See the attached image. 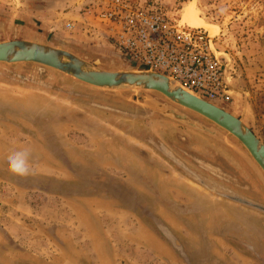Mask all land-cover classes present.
I'll return each mask as SVG.
<instances>
[{"label":"rangeland","instance_id":"374dc122","mask_svg":"<svg viewBox=\"0 0 264 264\" xmlns=\"http://www.w3.org/2000/svg\"><path fill=\"white\" fill-rule=\"evenodd\" d=\"M117 1L208 34L232 94L212 104L264 142V0H0V43L144 69L98 19ZM22 149L27 176L6 166ZM0 264H264V176L234 138L160 94L0 63Z\"/></svg>","mask_w":264,"mask_h":264},{"label":"built area","instance_id":"2783aa9c","mask_svg":"<svg viewBox=\"0 0 264 264\" xmlns=\"http://www.w3.org/2000/svg\"><path fill=\"white\" fill-rule=\"evenodd\" d=\"M98 19L109 27L119 52L136 66L166 76L210 103H227L232 98L225 66L205 32L124 1L100 10Z\"/></svg>","mask_w":264,"mask_h":264},{"label":"water","instance_id":"95a60500","mask_svg":"<svg viewBox=\"0 0 264 264\" xmlns=\"http://www.w3.org/2000/svg\"><path fill=\"white\" fill-rule=\"evenodd\" d=\"M1 64H33L44 67L90 87L112 92L149 91L160 94L172 104L188 110L211 122L244 149L253 166L264 176V142L243 122L220 107L185 90L172 79L147 69L112 70L99 68L98 63H88L77 56L54 47L28 41H4L0 43ZM235 94V90H231ZM244 108L246 109L245 94ZM159 114L179 123L203 131L170 110L160 109Z\"/></svg>","mask_w":264,"mask_h":264},{"label":"clouds","instance_id":"9594fccd","mask_svg":"<svg viewBox=\"0 0 264 264\" xmlns=\"http://www.w3.org/2000/svg\"><path fill=\"white\" fill-rule=\"evenodd\" d=\"M8 170L18 176H27L31 172L30 152L27 149L13 151L6 164Z\"/></svg>","mask_w":264,"mask_h":264},{"label":"bare ground","instance_id":"6f19581e","mask_svg":"<svg viewBox=\"0 0 264 264\" xmlns=\"http://www.w3.org/2000/svg\"><path fill=\"white\" fill-rule=\"evenodd\" d=\"M188 9V8H187ZM185 19H188L190 22H191V24H193V25H197V26H199L200 28H201V26H202V24L200 23V21L194 16V14L192 13V11L191 10H189V11H187L186 13H185ZM208 27V26H207ZM207 30H210V28L208 29L207 28Z\"/></svg>","mask_w":264,"mask_h":264},{"label":"trees","instance_id":"16d2710c","mask_svg":"<svg viewBox=\"0 0 264 264\" xmlns=\"http://www.w3.org/2000/svg\"><path fill=\"white\" fill-rule=\"evenodd\" d=\"M124 61V60H123ZM124 62H126V61H124Z\"/></svg>","mask_w":264,"mask_h":264}]
</instances>
